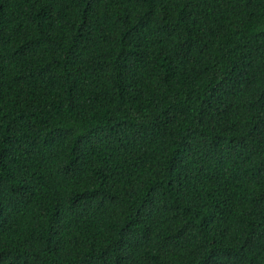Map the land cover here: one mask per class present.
Wrapping results in <instances>:
<instances>
[{
  "label": "trees",
  "instance_id": "16d2710c",
  "mask_svg": "<svg viewBox=\"0 0 264 264\" xmlns=\"http://www.w3.org/2000/svg\"><path fill=\"white\" fill-rule=\"evenodd\" d=\"M0 264H264V0H0Z\"/></svg>",
  "mask_w": 264,
  "mask_h": 264
}]
</instances>
